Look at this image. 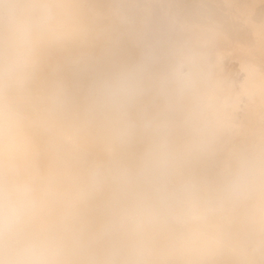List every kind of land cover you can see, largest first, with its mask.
<instances>
[{"label": "bare ground", "instance_id": "6f19581e", "mask_svg": "<svg viewBox=\"0 0 264 264\" xmlns=\"http://www.w3.org/2000/svg\"><path fill=\"white\" fill-rule=\"evenodd\" d=\"M80 1L87 0H0V189L27 193L20 218L0 227V264H236L241 255L248 257L244 264H264V249L246 240L264 247V19L247 21L254 2L219 0L244 20L251 45L230 43L233 29L226 37L222 24L217 30L187 16L161 26L171 47L162 53L152 34L161 17L158 0H102L88 7L89 17H82ZM103 31L114 41L105 42ZM57 32L67 37L57 40ZM122 47L139 69L169 64L178 104L173 127L188 128L181 138L148 131V110L135 98L140 93L129 70L116 82L107 77L112 60L104 57ZM231 60L243 74L239 90L225 67ZM236 109L244 122L232 120L229 111ZM229 128L231 139L221 142ZM166 144L178 192L197 212L188 215L185 234L163 249L143 240L113 247L115 214L151 218L149 164L165 156ZM215 148L220 162L205 170L207 178L239 175L245 168L249 178L241 186L214 188L201 180L202 161ZM51 152L72 164L69 176Z\"/></svg>", "mask_w": 264, "mask_h": 264}, {"label": "rangeland", "instance_id": "374dc122", "mask_svg": "<svg viewBox=\"0 0 264 264\" xmlns=\"http://www.w3.org/2000/svg\"><path fill=\"white\" fill-rule=\"evenodd\" d=\"M101 1L102 0H87V1H80L81 3L78 2L77 7L79 10H81L82 17H89L90 13L88 11V7L91 5H95ZM183 1L180 0L179 2L178 0H166V1L158 0V4L159 2H161L159 6L157 7V9L161 10V17L156 18L157 20L155 21L156 23H154L155 28L152 34L155 36L156 43H158V46H159L158 50L160 52L167 53L171 50L167 33L164 32L163 29H161V26L164 24V22L171 23L174 21V19L183 20V19H186L187 16H188L187 18L188 20L196 19L197 20L196 22H200V24L207 25L209 28L210 26L211 28L216 27V29L218 30L222 26L220 28L221 30L219 29L220 30L219 32L220 34L226 37L230 33V31H232L233 29V31L230 33L231 36L229 35L227 37L230 43L234 44V42L236 43L238 42V43H243L245 45L252 44V34L247 28V25L244 22V20L241 18V16H237L235 13H233L234 11L232 9L223 8L224 6L219 0L217 1L216 0H195V1L194 0H183ZM185 1L187 3H185ZM130 2H135V4L138 3V1L136 0H130ZM252 2H254V7L257 8L255 9L253 7V10L256 12L253 13V10L249 12L246 19L249 23L257 24V23H260L264 19V11H262L264 10V0H252ZM69 3L76 4L74 1L69 2ZM185 4L186 5L188 4L187 8ZM208 4L211 6H208ZM195 7L200 10L195 9ZM201 7L204 10L206 9V7L207 8L209 7V8L206 9L205 11L207 12H205L201 9ZM212 7L214 10L212 9ZM215 11L216 12L218 11L219 13L217 12L216 15H213V13H216ZM179 12L182 15L179 16ZM167 13L170 14V16L172 14L173 15L170 17L168 16ZM184 13L186 14L183 15ZM190 13H191V16H190ZM209 14H211L210 15L211 17L209 16ZM255 14H256V17H255ZM259 14L261 15L259 16ZM212 16L213 17L217 16V17L213 18ZM257 17H259V19ZM225 22H228V25L230 27L226 25ZM53 25L57 28V21H55ZM242 26L244 28H242ZM225 27L230 29L229 32H227L228 29H226ZM36 28L37 29L35 31V34L38 37H40L42 34L39 33L38 31L39 27H36ZM224 29H225V32H224ZM235 31L236 32L240 31L239 33L242 32L244 34L242 33L238 34V32L235 34L234 33ZM103 34L106 37L105 42L114 41V35L111 32L103 31ZM56 36H58L57 40L58 39L64 40L67 37V34L66 33L58 34L57 32ZM235 36H238V38L237 37L234 38ZM244 36L245 37L248 36L246 37V39L250 37L251 40L250 38L248 40L246 39L243 40ZM57 40L54 39L53 43H56ZM238 40H240L241 42H239ZM51 51L55 56L57 55L56 49H53ZM104 58L112 60V62L108 64L110 69L107 74V77L111 79L112 82H116V78L122 75L124 69L129 70L132 73V76L135 77V80H134V84L136 86L135 91L140 93L139 96H136L135 98H139L141 102L145 104V108L148 110V115H147L148 120L147 121H150L152 123V125L149 127L150 129L148 130L149 132L152 131L156 134L158 133L163 134L165 139L181 138L186 132H188L187 127H184L183 129H180V130L175 129L173 127V123H174L173 119L176 116H178V111H177L178 104L176 102V97L173 95L170 82L167 78L169 64L167 63L166 60H162L159 63L153 64V65H143L141 66V69H139L140 66L135 63L134 56L125 47L118 48L117 53L115 55L110 53V54H107ZM226 62L227 63H225V67L230 71V74L234 82V88L235 90H239L238 84L242 80L243 74L241 73V71L238 68V65L234 61L232 62L231 60L230 62L229 61H226ZM66 82H68L69 84L72 83L71 80H68ZM126 98L129 99L130 97L127 95ZM242 101L243 102L245 101V97H242ZM240 105H242V102ZM228 107L229 106L227 105V108ZM229 114L232 115V120L235 121L236 123L245 121L241 109L229 111ZM212 127L213 129L211 130V132H216L217 130L215 128V123H212ZM230 131H231L230 128L222 131L220 138H219L221 142L227 140L228 138L231 139L232 136L230 135ZM1 136H2V132H0V137ZM57 140L62 143L68 141L67 138L63 136H57ZM161 151L162 150H160V152ZM164 152H165L164 157H160V158L158 156L156 157L157 158L156 161L158 160L157 161L158 163H155V159H154L149 164L150 169H152L151 172L154 174V177H153L154 181L152 182V184L146 185L147 191L150 195V203L152 207L151 212H150L151 218L149 220H146L136 215L130 218H125L120 214H115L112 217V221L110 224V230H109L110 232L109 240L111 241L113 247L115 248L130 247V246L138 244L141 240H143V242L145 243H152V244L154 243L157 245L159 249H163L164 247H167L170 242H172L173 240L179 239L181 236L185 234L186 229H187L188 217L190 216L191 213L197 212V207L189 203L187 200H185L178 192V187L174 179V171L168 160L169 159L168 155L170 152V148L168 144L164 146ZM25 153L29 157L34 155L33 150L31 149V146H28L26 148ZM212 155L213 156L211 159L207 161H202L203 174H202L201 180L205 181L208 186L217 188L221 185L224 186L229 183L231 184V187H238V186H241L245 182V180H248L249 170L245 168H241L238 171L239 175H235L231 177H221V178H207L205 170L208 168H213L220 162V154L216 148L214 152L212 153ZM50 156L57 163V167L63 169V173L66 176H69L71 174V172L73 171L72 164L69 163L66 159H64V157L61 154L51 152ZM101 165L102 167L105 168L107 167L108 164L105 161H102ZM85 175H86V183H90L92 180L91 171L89 170L85 171ZM87 209H88V206H87ZM151 221L154 222L153 226H151L150 224ZM33 226H35V223H33L31 227ZM246 240L249 243L256 245L257 248L264 249L263 246L257 245L254 238L247 237ZM246 261H248V257L246 255H241L240 262L236 264H244V262Z\"/></svg>", "mask_w": 264, "mask_h": 264}, {"label": "clouds", "instance_id": "9594fccd", "mask_svg": "<svg viewBox=\"0 0 264 264\" xmlns=\"http://www.w3.org/2000/svg\"><path fill=\"white\" fill-rule=\"evenodd\" d=\"M26 197L27 193L23 190L0 189V227H11L20 218Z\"/></svg>", "mask_w": 264, "mask_h": 264}]
</instances>
